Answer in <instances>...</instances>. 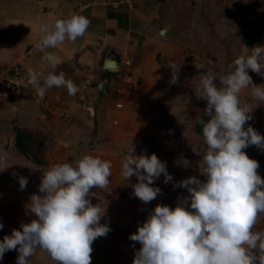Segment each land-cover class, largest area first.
<instances>
[{
	"label": "rangeland",
	"instance_id": "obj_1",
	"mask_svg": "<svg viewBox=\"0 0 264 264\" xmlns=\"http://www.w3.org/2000/svg\"><path fill=\"white\" fill-rule=\"evenodd\" d=\"M163 2L167 10L166 20L154 30L153 38L140 43V51L135 52L134 59L125 58L129 64L123 61L121 65L117 64L111 90L94 99L84 96L82 91L80 97L93 108L92 112L97 111L98 116L90 120L87 131L78 133L74 125L50 123V107L59 102L48 97L42 99L40 107L37 106L38 110L32 115L34 122L28 120L22 126H4L0 133L3 142L0 146V223L4 225L0 229V240L11 235L14 228L21 230L22 223L35 219L27 206L32 194H38L44 171L55 164L75 163L89 154L110 161L112 165L109 188H93L88 197L91 203L106 207L100 223H107L111 229L106 236L93 242L91 264H132L134 251L140 248V244L131 241L130 234L137 231V226L147 219L157 204L175 207L178 199L188 193L184 188H174L171 182L164 183L161 175L154 184L161 193L150 203H143L134 195L132 185L137 182L136 177L125 180L121 173L122 161L131 147L137 156L154 153L166 163L168 173L176 182L188 176H196L202 181L206 179L201 174L206 145L199 120L208 117L204 114L207 102L199 99L195 92L199 86V74L211 69L217 78L226 75L234 70L233 61L244 53V47L264 46V0ZM162 29H167L166 33L162 34ZM142 56L144 60L147 57L145 68L134 72L137 59ZM172 63L179 65L177 83H170L173 69L169 65ZM7 70L0 73V95L5 97L15 94L4 84ZM248 74L254 84H264V76L251 69ZM127 75H131L130 81H127ZM215 82L220 86L219 79ZM18 87L15 86V90ZM24 90L22 88L20 92ZM121 94V99L115 98V106L124 109L129 105L126 113L119 116L110 110L108 115V110H104L107 95ZM240 100L242 105L254 106L253 118L245 127L251 126L264 136V103H258L252 97L251 89L242 90ZM69 116L63 118H70L71 124L73 118ZM17 129L27 136L23 146L30 148L28 155L16 143ZM244 151L258 161V174L264 178V149L250 145ZM19 176L27 177L24 190L20 189ZM253 230H264V213ZM17 256V251H7L0 264H16ZM29 264L58 262L46 250L37 248ZM256 264H259L258 260Z\"/></svg>",
	"mask_w": 264,
	"mask_h": 264
},
{
	"label": "clouds",
	"instance_id": "obj_2",
	"mask_svg": "<svg viewBox=\"0 0 264 264\" xmlns=\"http://www.w3.org/2000/svg\"><path fill=\"white\" fill-rule=\"evenodd\" d=\"M89 25L87 17L74 14L36 29L41 34L37 47L52 69L43 81L35 71H28L27 83L41 99L53 87L66 88L69 95L79 91L65 72L55 71L61 61L46 50L66 39L75 42ZM233 64L234 70L219 78L211 69L201 72L195 90L197 97L207 102L204 114L208 119L199 120L206 145L201 171L205 180L188 176L176 182L166 163L154 153L137 156L132 147L123 159L122 176L125 180L136 177L134 195L143 203H150L161 193L154 186L161 175L164 183L171 182L174 188H184L188 193L175 207L157 204L130 234L129 239L140 244L132 264H256L257 260L264 264V230H253L264 213V178L258 174V161L244 151L250 145L264 149V136L251 126L245 127L253 118L254 106L242 105L240 100L241 91L251 89L252 97L264 103V84H254L248 74L251 69L264 76V46L244 47ZM169 66L173 69L170 83H177L179 65ZM111 168L110 161L85 154L75 163L55 164L44 171L38 194H32L27 206L35 219L0 240V259L15 250L16 264H29L36 249L42 248L58 264H91L93 242L111 229L107 223H100L106 207L91 203L88 197L93 188H109ZM18 180L24 190L27 177L19 176ZM3 227L0 223V229Z\"/></svg>",
	"mask_w": 264,
	"mask_h": 264
},
{
	"label": "crops",
	"instance_id": "obj_3",
	"mask_svg": "<svg viewBox=\"0 0 264 264\" xmlns=\"http://www.w3.org/2000/svg\"><path fill=\"white\" fill-rule=\"evenodd\" d=\"M166 11L163 0H0V73L18 63L27 78L31 69L43 81L52 69L43 60L45 53L37 47L41 39V34L36 31L38 26L54 25L56 20L67 19L74 14L87 17L90 25L82 37L75 42L66 39L63 44L46 50L61 61L55 71L65 72L66 78L79 86V91L69 95L66 88L53 87L44 96L59 102L50 107V123L74 125L78 133L87 131L97 111L94 110L96 114L92 112L93 108L85 104L81 93L94 99L111 90L115 83L111 80L114 71L106 69H112L106 62L114 59L121 65L125 58L134 59L135 52L140 51V43L153 38L154 30H158L166 20ZM145 61L147 63V57L146 60L143 56L137 59L134 72L145 68ZM21 90L14 89L15 94L7 97L0 95L1 134L5 125L22 126L28 120H35L32 115L43 100L25 90L21 93ZM113 95H107L108 101L104 103V110H108L106 113L109 115L110 110L119 116L126 113L129 105L124 109L123 106H115V98L119 100L123 94ZM41 116L45 117L44 114ZM66 116L73 118L71 124L70 118L67 121L63 118ZM2 143L0 135V146Z\"/></svg>",
	"mask_w": 264,
	"mask_h": 264
},
{
	"label": "built area",
	"instance_id": "obj_4",
	"mask_svg": "<svg viewBox=\"0 0 264 264\" xmlns=\"http://www.w3.org/2000/svg\"><path fill=\"white\" fill-rule=\"evenodd\" d=\"M123 63L129 64V60L124 59ZM117 68V67H116ZM115 69H108L110 71L116 70ZM132 79L131 75H127V81H130ZM28 78L25 76V73L21 66L16 63L10 66L5 74L4 84L8 90L15 89V86H20V88L25 89L29 94H36V90L33 86L29 85L27 83ZM19 88V87H18ZM34 92V93H33Z\"/></svg>",
	"mask_w": 264,
	"mask_h": 264
},
{
	"label": "trees",
	"instance_id": "obj_5",
	"mask_svg": "<svg viewBox=\"0 0 264 264\" xmlns=\"http://www.w3.org/2000/svg\"><path fill=\"white\" fill-rule=\"evenodd\" d=\"M255 32V31H254ZM256 33V35H259V32H255ZM249 46H250V44H249ZM26 137V138H25ZM26 139H27V136L26 135H23V134H21L19 131H18V129L16 130V143H17V145H18V147H19V149H21V151L22 152H24L26 155H28L29 154V147L28 148H25L23 145V142L24 141H26ZM41 146H42V144H41ZM33 159V158H32Z\"/></svg>",
	"mask_w": 264,
	"mask_h": 264
},
{
	"label": "bare ground",
	"instance_id": "obj_6",
	"mask_svg": "<svg viewBox=\"0 0 264 264\" xmlns=\"http://www.w3.org/2000/svg\"><path fill=\"white\" fill-rule=\"evenodd\" d=\"M106 65L108 66V67H111L112 69H115L116 68V66H117V63H115L114 61L112 62H110L109 60L106 62Z\"/></svg>",
	"mask_w": 264,
	"mask_h": 264
},
{
	"label": "water",
	"instance_id": "obj_7",
	"mask_svg": "<svg viewBox=\"0 0 264 264\" xmlns=\"http://www.w3.org/2000/svg\"><path fill=\"white\" fill-rule=\"evenodd\" d=\"M109 61H110V62H111V61H112V62L114 61L115 63H117L116 60H114V59H109ZM102 87H104V82L100 85V88H101V89H102Z\"/></svg>",
	"mask_w": 264,
	"mask_h": 264
}]
</instances>
